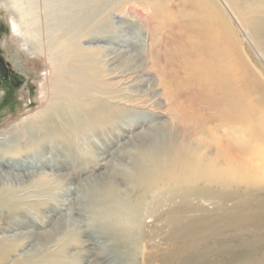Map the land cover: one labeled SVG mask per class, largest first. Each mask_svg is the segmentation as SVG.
<instances>
[{"label":"rangeland","instance_id":"374dc122","mask_svg":"<svg viewBox=\"0 0 264 264\" xmlns=\"http://www.w3.org/2000/svg\"><path fill=\"white\" fill-rule=\"evenodd\" d=\"M42 1L35 0L36 15L42 18L36 26L41 25L37 40L46 43L51 31L70 26L61 22L63 15L56 11L59 9L44 8ZM82 1L83 12L72 7L64 15L70 17L73 28L103 18L96 26H100L103 38L114 40L102 43L110 49L125 50L122 40L129 38L132 50L115 65L123 72L147 71L150 81L134 88L131 84L121 85V89L128 88L122 97H132L131 91L141 90L149 98L142 106L102 99L94 110L105 107L103 122L61 105L59 114L69 123L67 131L60 130L58 120L53 131L44 136L29 126L33 121L28 119L44 106L45 101H39V81L50 65L38 56L27 57L14 45L13 50L20 56L22 53L23 68L29 76L23 84L17 80L0 83V138L4 137L0 140V243L5 244L0 264H19L39 254L55 256L60 247L67 259L56 264H264V183L229 190L215 186L216 207L206 214L207 224L185 229L181 238L151 243L137 238L129 223L132 215L126 221L114 220L112 212L105 209L106 201L91 195L95 186L111 182L132 204L137 202L139 194L131 177L136 160L143 152L167 145L179 134L181 127L178 121L171 120L172 113L158 109L157 105H165L164 101L149 100L154 93L163 92L161 87H153V82L160 79L179 95V106L188 116L195 113L197 117L207 115L220 121L229 111L235 125L243 121L250 142L242 156L248 167H259L264 172L260 131L264 130V0ZM50 10H54L53 19L45 15ZM46 19L52 22L46 24ZM8 20L0 18V58L7 57V61L10 56L3 52L2 43L5 38L11 41ZM150 58L157 65L153 72L145 67ZM103 70L105 74L111 72ZM219 124L215 125L223 134ZM238 129L233 127L234 131ZM232 144L237 154L241 146ZM8 160L30 164L15 172L21 176L33 174L30 180L4 178L10 174L4 167ZM69 184L76 190L68 198L65 190ZM65 200H70L69 204L62 206ZM156 224L155 218L144 220L143 235ZM18 232H33L39 239L28 243L26 235ZM71 239H77L75 244ZM50 240L54 243L47 244Z\"/></svg>","mask_w":264,"mask_h":264},{"label":"bare ground","instance_id":"6f19581e","mask_svg":"<svg viewBox=\"0 0 264 264\" xmlns=\"http://www.w3.org/2000/svg\"><path fill=\"white\" fill-rule=\"evenodd\" d=\"M42 2L44 8L56 7L59 9L56 11L58 14L63 15L61 22L67 25V27L70 26L69 28L57 27L51 31L52 35L48 37L49 39L46 43L41 42L42 40H37L39 34L38 28H40L41 25H38L40 26L38 28L36 26L39 23V19H42L36 15V6L38 2L36 3L35 0H0V18H8V23L9 25L11 24V41L5 38L2 43V49L6 55L8 54V56H10L8 62L12 70L22 75L25 80L29 76L26 69L23 68L24 61L21 59L22 53L20 56L19 52V54L16 53L17 51L23 52L27 57L38 56L43 62H47L50 65V69L46 70L45 75L44 73L42 74V78L39 81L41 84L39 101L40 104L45 101L44 106H41L39 111L28 119L33 121V123L29 125L32 129H36L45 136L57 126V121L59 120L61 121L60 130L67 131L69 123L65 119H61V115L59 114L60 110L63 108L61 105H65L67 109L71 111H76V114L84 113L89 116H94L101 122L106 111L104 109L105 107L101 108V106L97 110H94V106H96V104L98 106L102 102V99L104 100L107 98V100L112 101V103L119 104L124 101L125 103L122 102L123 105L139 104L142 106L147 103V98L149 97L147 94L144 95L141 90L131 91L132 97H122V94H126L124 90L128 88L121 89V85L127 86L131 84L129 86L133 87L136 85H143L150 81L146 77V75H149L147 71L144 72V70H141L140 72H136L135 69H131L123 72L118 68V65H115L119 62L121 57L125 58L127 56L126 54H129L132 50L131 43L128 44L129 38H123L122 40L125 48L123 51L110 49L106 45L102 46V43L108 42L111 44L112 41H114L112 38L108 40L103 38L100 34V26H96V22L103 18L97 17L88 24L83 23L73 28V25L70 23V17L64 15L66 14V9L72 7L79 8L83 12L85 5L82 0H43ZM53 12L54 10L48 11V13L45 14L46 17H52L51 15ZM50 21L51 20L46 19L45 23L48 24ZM48 26L49 25L46 27L48 28ZM38 37L40 38V36ZM175 38L176 37H173L174 40ZM45 39L47 40V38ZM14 45L18 47L16 52L13 50L15 47ZM141 46H143V44ZM141 46L139 47L142 49ZM143 49H145V47ZM151 52H153V49ZM25 57L26 56H24V58ZM164 59L162 58V63ZM132 61H135V58L132 57ZM169 61L170 60H168V62ZM166 64L168 65V63ZM156 66L152 58H150L149 62L145 65L149 70L150 68L151 70L154 67L157 68ZM103 68L111 72L105 74ZM190 71L192 72V70ZM178 72L179 71L175 73ZM170 73L171 71L169 74ZM139 74L141 75L138 76ZM143 76L145 77L143 78ZM108 80H114L115 82H108ZM153 84V87H161L163 92L161 94L154 93L149 100L164 101L163 104L165 105L163 106L159 102L160 104L157 105L158 109L163 111L169 110L172 113L171 120L178 121L181 127L179 134L177 133L178 135L167 145L162 144L160 147L155 148V150L143 152L138 160H136V168L131 177L132 186L137 194H139L137 202L132 204L130 200H128V196H122L121 191L111 182L106 185L95 186V188L91 190L93 198L106 201L107 205L105 209L112 212V218L114 220L126 221L130 215H132L133 218L128 221L131 227H134L137 238H146L149 243L156 239L181 238L185 229H198L200 223L207 224L208 221L205 218L206 214L211 213L210 211H213L216 207L217 197L214 195L215 186H221L223 189L229 190L234 188L233 186H237L236 189H242L247 185V187H249L250 185L256 186L264 183V172H260L259 167L255 169L248 167V161L242 156L246 151L245 146H248L247 144L250 142L247 133H245L246 128L242 125L243 121H238V125H235L228 110V112L224 114L225 116L221 119L219 118L220 121L214 120L207 115H200L197 117L195 113H189L188 116L185 113L186 111L182 110L179 106V101L182 99L178 98L179 95L174 92L169 85L161 79L157 82L154 81ZM115 86L118 88L112 91L111 89ZM143 98L145 99L142 100ZM211 105L212 103H210V106ZM207 110L210 111V109ZM215 122L221 124L223 134H221L220 128L218 126L216 127ZM234 126L239 127L238 131L233 130ZM260 131H262V138L264 141V130L262 129ZM0 136H3V134H0ZM44 136L40 137V141H43ZM136 137H132V140L136 139ZM179 137L182 139L179 140ZM3 138L4 137H1L0 140ZM232 143L238 144L239 147L241 146L240 150H237V154L232 150ZM261 153H263L264 157V152ZM29 165L30 164L27 163L6 161L4 167L8 168L10 174L7 173L4 178L21 179L23 181L30 180L33 175L31 173L28 176L15 174L16 171L27 169ZM69 185L70 186H67L65 190L68 198L72 195L73 191L76 190V187H72L71 184ZM172 185L175 187H172ZM69 201L65 200L61 205L67 206ZM147 218H155V223L157 224L153 229L151 228L147 235H143V221ZM164 228H166V232H162ZM167 230H169V233ZM30 233L18 232L17 234L20 236L26 235L24 239L28 243L32 240L39 239L37 238L38 234L33 232ZM2 238L3 235L0 239ZM72 239L71 243L77 241V239ZM52 242L53 241L50 240L47 244H53L54 242ZM80 242L85 243V241ZM4 245V243H0V257L5 251ZM61 249L62 247L56 252L55 256L47 255L49 253H46V255L39 254L22 262L20 261L19 264H56V262H63L67 258L64 257L65 253Z\"/></svg>","mask_w":264,"mask_h":264},{"label":"flooded vegetation","instance_id":"af4514ba","mask_svg":"<svg viewBox=\"0 0 264 264\" xmlns=\"http://www.w3.org/2000/svg\"><path fill=\"white\" fill-rule=\"evenodd\" d=\"M7 60V57L0 58V83L3 84L12 80H17L19 83L23 84L25 81L24 77L15 70H12Z\"/></svg>","mask_w":264,"mask_h":264}]
</instances>
